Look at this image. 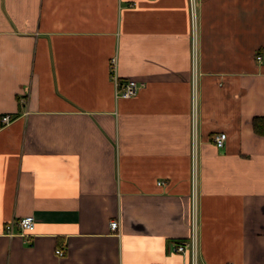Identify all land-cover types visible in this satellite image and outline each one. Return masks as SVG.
<instances>
[{
  "label": "crops",
  "instance_id": "crops-1",
  "mask_svg": "<svg viewBox=\"0 0 264 264\" xmlns=\"http://www.w3.org/2000/svg\"><path fill=\"white\" fill-rule=\"evenodd\" d=\"M255 117L264 0H0V264H190L194 126L199 264H264Z\"/></svg>",
  "mask_w": 264,
  "mask_h": 264
},
{
  "label": "built area",
  "instance_id": "built-area-1",
  "mask_svg": "<svg viewBox=\"0 0 264 264\" xmlns=\"http://www.w3.org/2000/svg\"><path fill=\"white\" fill-rule=\"evenodd\" d=\"M195 16V13H193ZM195 17L193 18V20ZM195 24V22H194ZM196 28V27H194ZM196 55V40L194 36V43H193V57L195 58ZM261 57H258L260 59ZM114 61V60H113ZM115 62V61H114ZM114 65V64H113ZM113 68V79L117 86V97L120 98H131L137 95L138 91L141 88V84L134 81L129 80L124 83H120L118 80L117 75L115 74V68ZM2 121L4 124H9L12 119L10 115H4L2 117ZM194 121H196V109L194 111ZM195 123V122H194ZM194 166H193V192H192V223H191V235L188 239L179 240L175 243L174 251L177 253L188 254L190 257V264H199V231H198V192H197V175H196V138H195V126H194ZM214 142L218 147H223L226 140L227 134L225 132H219L214 135ZM16 220L10 222L6 226V232L10 236L15 235L14 233V225ZM17 224L21 228L23 235L31 234L35 231L36 228V220L35 217L32 215L24 216L17 221ZM111 229L113 231H118L119 229V221L112 220L110 222ZM56 253L60 256L64 255V251L58 249Z\"/></svg>",
  "mask_w": 264,
  "mask_h": 264
},
{
  "label": "trees",
  "instance_id": "trees-1",
  "mask_svg": "<svg viewBox=\"0 0 264 264\" xmlns=\"http://www.w3.org/2000/svg\"><path fill=\"white\" fill-rule=\"evenodd\" d=\"M263 118L262 117H255L254 120H253V124H254V128H255V131L257 133H264V131H262L260 128H259V122L260 120H262Z\"/></svg>",
  "mask_w": 264,
  "mask_h": 264
}]
</instances>
